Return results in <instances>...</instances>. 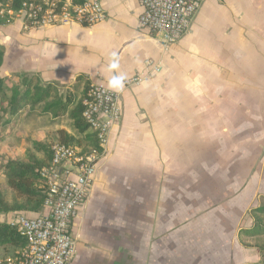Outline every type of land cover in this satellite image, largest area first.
I'll return each instance as SVG.
<instances>
[{"label":"crops","instance_id":"1","mask_svg":"<svg viewBox=\"0 0 264 264\" xmlns=\"http://www.w3.org/2000/svg\"><path fill=\"white\" fill-rule=\"evenodd\" d=\"M101 1L105 19L93 26L25 29L19 19L0 25V77L18 82L17 75L26 74L42 86L69 87L81 76L106 87L109 54L118 53L119 71L127 77L118 93L122 119L111 129L73 224L76 252L78 245L108 241L115 248L111 261H117L128 215L174 237L181 217L196 214V183L216 177L214 182L242 191L264 183V0H205L186 34L166 47L138 27V0ZM20 110L2 115L10 128ZM180 184L192 200L186 208ZM94 224L98 234L89 231ZM6 248L0 246V260ZM77 259L76 253L69 264Z\"/></svg>","mask_w":264,"mask_h":264},{"label":"built area","instance_id":"2","mask_svg":"<svg viewBox=\"0 0 264 264\" xmlns=\"http://www.w3.org/2000/svg\"><path fill=\"white\" fill-rule=\"evenodd\" d=\"M138 27L154 35L163 46L177 42L205 0H138ZM23 28L33 29L78 23L93 26L105 19L101 0H24L17 11ZM152 61H147L151 68ZM159 70V66H153ZM139 78H133L138 81ZM91 85L82 99V118L95 133L100 152L63 143L51 145V161L40 170L46 198L38 214L8 213L6 223L17 228L25 246L0 264H69L76 255L74 220L91 190L97 165L105 152L109 134L122 119L118 93Z\"/></svg>","mask_w":264,"mask_h":264},{"label":"rangeland","instance_id":"3","mask_svg":"<svg viewBox=\"0 0 264 264\" xmlns=\"http://www.w3.org/2000/svg\"><path fill=\"white\" fill-rule=\"evenodd\" d=\"M5 11L4 7L0 13H5ZM6 13L8 21L4 24L19 19V16L14 13L11 14L7 11ZM5 79L6 88H11L15 83V78L6 77ZM49 86L52 94L57 98L70 102L69 107L66 111L58 112L59 115H54L45 110L43 103L22 106L20 112L12 120L11 129L8 131L0 129V171L7 160L24 159L27 151H33L40 155L35 151L33 142L40 141L52 145L58 142V130H65L74 136L75 141L71 144L72 146L86 145L84 136L74 130L69 117V111L83 94V87L76 83L69 87L57 84ZM4 120L6 119L0 115V122L2 121L0 126ZM195 176L200 175L196 173ZM213 180L209 179L205 183L201 180L200 183L195 184L196 214L181 217L179 227L176 229L177 238H175L177 232L174 237H171V231L161 233V231L153 229L154 222L140 223L138 222L139 215H128L127 220L130 219L131 222L124 223V233H120L119 259L117 261H111L114 260L111 248L112 252L115 248L114 245L112 247L110 242L106 241L101 246L97 244L78 245L76 252L78 263L76 264H92L93 259L106 255H108L107 259L101 264H252L254 261H249L251 257L257 262L264 261V235L252 238L242 232L243 229L252 225V217L249 216L250 210L264 203V183H251L248 187L249 191H242L230 189V183L214 182ZM0 185L4 190L6 189L5 179L1 176ZM201 186L204 189H200V193H198L197 190ZM178 188L181 194L185 195L180 201L182 207L186 208L192 203V200L187 199L183 192V184H180ZM253 190H256L258 194H253ZM205 192H208L211 198L199 197V194L202 195ZM221 194L224 196L218 197ZM99 228V225L98 227L96 224L90 225L89 231L98 234ZM158 235L162 239H157ZM257 246L262 250L258 255L253 256L254 252L258 250ZM10 248L4 249L3 252L11 256L13 251Z\"/></svg>","mask_w":264,"mask_h":264},{"label":"trees","instance_id":"4","mask_svg":"<svg viewBox=\"0 0 264 264\" xmlns=\"http://www.w3.org/2000/svg\"><path fill=\"white\" fill-rule=\"evenodd\" d=\"M24 0H0V8L5 7L6 11H17ZM3 6V7H2ZM0 9V10H1ZM0 13V23L8 21V14ZM4 51L0 45V67L3 64ZM16 81L11 88H6V79L0 77V115L15 114L22 106L32 103L44 104L45 110L54 115L60 111H66L70 102L63 101L52 94L50 86H42L34 76L26 74L17 75ZM77 85L83 87V94L79 101L69 111L72 126L78 134H82L86 140L85 146H75L87 152L95 149L100 152L95 133L89 128L82 118V99L87 94L91 84L84 77L77 78ZM2 122V121H1ZM0 122V123H1ZM10 119L4 120L1 124L3 130H10ZM58 143L71 145L75 138L65 130H58ZM33 151H27L24 159L16 158L5 162L0 171V176L5 179L4 190L0 185V215L8 213H35L38 214L43 208L46 198V187L40 177V170L49 165L52 157L51 145L48 143L34 141ZM252 226L242 230L249 237H259L264 235V203L253 207L250 210ZM11 246L13 249L20 250L25 246V238L20 235L17 228L13 225L0 221V246ZM258 250H262L257 246ZM260 253V252H259ZM252 264H264V261Z\"/></svg>","mask_w":264,"mask_h":264},{"label":"clouds","instance_id":"5","mask_svg":"<svg viewBox=\"0 0 264 264\" xmlns=\"http://www.w3.org/2000/svg\"><path fill=\"white\" fill-rule=\"evenodd\" d=\"M120 62L119 55L116 51L109 54V62L107 64V72L111 75L107 78L106 91L119 93L125 86L126 75L119 71Z\"/></svg>","mask_w":264,"mask_h":264},{"label":"water","instance_id":"6","mask_svg":"<svg viewBox=\"0 0 264 264\" xmlns=\"http://www.w3.org/2000/svg\"><path fill=\"white\" fill-rule=\"evenodd\" d=\"M4 220V215H0V221L3 222Z\"/></svg>","mask_w":264,"mask_h":264}]
</instances>
